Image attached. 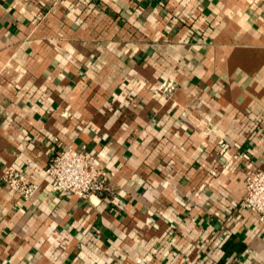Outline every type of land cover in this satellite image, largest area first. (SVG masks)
Masks as SVG:
<instances>
[{"label": "crops", "instance_id": "0c3cea01", "mask_svg": "<svg viewBox=\"0 0 264 264\" xmlns=\"http://www.w3.org/2000/svg\"><path fill=\"white\" fill-rule=\"evenodd\" d=\"M67 146L113 197L51 191ZM254 167L264 0H0V264H264Z\"/></svg>", "mask_w": 264, "mask_h": 264}, {"label": "built area", "instance_id": "2783aa9c", "mask_svg": "<svg viewBox=\"0 0 264 264\" xmlns=\"http://www.w3.org/2000/svg\"><path fill=\"white\" fill-rule=\"evenodd\" d=\"M176 86L173 78L162 81L161 87L172 90ZM9 166L3 180L18 194L28 199L38 185L25 174ZM50 180V189L54 193L74 194L82 199L91 196L113 194L111 179L115 172L107 171L91 162L88 154L73 146H67L54 155L46 169ZM242 206L258 214L259 221L264 223V168L254 167L245 178V194Z\"/></svg>", "mask_w": 264, "mask_h": 264}, {"label": "water", "instance_id": "95a60500", "mask_svg": "<svg viewBox=\"0 0 264 264\" xmlns=\"http://www.w3.org/2000/svg\"><path fill=\"white\" fill-rule=\"evenodd\" d=\"M11 0H9V2H10Z\"/></svg>", "mask_w": 264, "mask_h": 264}]
</instances>
